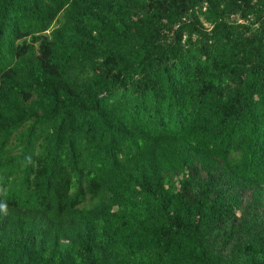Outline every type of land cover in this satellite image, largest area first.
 <instances>
[{"label":"trees","instance_id":"16d2710c","mask_svg":"<svg viewBox=\"0 0 264 264\" xmlns=\"http://www.w3.org/2000/svg\"><path fill=\"white\" fill-rule=\"evenodd\" d=\"M0 264H264V0H0Z\"/></svg>","mask_w":264,"mask_h":264},{"label":"rangeland","instance_id":"374dc122","mask_svg":"<svg viewBox=\"0 0 264 264\" xmlns=\"http://www.w3.org/2000/svg\"><path fill=\"white\" fill-rule=\"evenodd\" d=\"M206 24H209L208 22H206Z\"/></svg>","mask_w":264,"mask_h":264}]
</instances>
